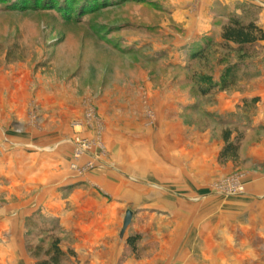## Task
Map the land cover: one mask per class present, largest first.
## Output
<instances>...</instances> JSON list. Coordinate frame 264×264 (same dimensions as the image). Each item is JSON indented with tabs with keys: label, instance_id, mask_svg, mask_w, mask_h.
Wrapping results in <instances>:
<instances>
[{
	"label": "rangeland",
	"instance_id": "1",
	"mask_svg": "<svg viewBox=\"0 0 264 264\" xmlns=\"http://www.w3.org/2000/svg\"><path fill=\"white\" fill-rule=\"evenodd\" d=\"M53 1L56 8L46 10L33 8L44 0H0V77L11 79L8 92L23 79L33 105L44 90L70 96L66 119L58 105L45 123L27 108V126L41 139L54 136V150L68 147L77 173L118 170L125 182L148 186L154 203L166 199V207H128L130 226L109 244L120 248L135 233L141 240L137 255L125 244L119 262L264 264V214L258 212L264 211V44L240 54L221 46L224 23L232 15L259 22L264 0H213V29L205 36L213 47L196 61L189 59L193 38L184 37L187 27L199 33L192 20L199 0L95 10L92 0H69L67 9L63 0ZM175 6L185 8L182 20ZM229 65L240 69L234 86L215 87ZM24 92L26 103L30 91ZM12 127L15 135L28 131ZM226 129L232 140L241 139L236 159L220 157ZM196 154L205 156L199 169ZM3 185L0 180L2 207L14 203ZM60 237L62 246L71 241ZM28 240L42 238L25 233L32 257ZM85 255L72 263L94 264Z\"/></svg>",
	"mask_w": 264,
	"mask_h": 264
},
{
	"label": "crops",
	"instance_id": "2",
	"mask_svg": "<svg viewBox=\"0 0 264 264\" xmlns=\"http://www.w3.org/2000/svg\"><path fill=\"white\" fill-rule=\"evenodd\" d=\"M210 3L213 0L198 1L192 20L199 35L189 33L192 27H187L188 32H185L184 37L193 38L192 45L200 44L213 29L215 13L210 10ZM184 9L175 6L172 11L182 20L186 13ZM260 13L261 19L257 23L264 29V11ZM218 15L219 18H227L223 14ZM261 42L264 44L263 40ZM10 80L0 77V180L5 184L3 189L8 191L6 196H13L14 203L0 206V264L35 263L34 257H30L25 250V233L37 229L33 223L32 227L28 226L30 218H36L34 220L39 223L56 221L60 226L59 233L71 238L70 243L64 244L63 248L73 249L77 260H80V254H88L94 264H129L127 261L119 262L127 239L120 248L109 244L117 240L119 234L122 236L128 207L138 202L140 205L144 202V205L160 204L166 207V199L161 198L158 203H154L148 186L125 182L118 170H108L104 174H79L73 170L70 166L71 152L66 150L68 147L54 150L55 145L50 144L55 142L54 136L41 139L37 135L39 131L27 126V108H35L40 113L37 116L42 117L41 123H45L49 114L53 118L57 115L55 109L58 105L62 110L60 116L66 119L70 96L44 90L45 94L36 99L37 105H33L27 101L35 97L29 87H24L23 79L22 84L14 86L15 89L10 87V92L5 91L9 90ZM24 90L30 91L26 103ZM13 123L27 126L28 131L23 135H15ZM146 152L149 151L144 150L145 165L151 168L153 163L146 159ZM194 158V167L199 169L197 166L205 156L196 154ZM261 201L257 206H262ZM258 212L264 214L261 208Z\"/></svg>",
	"mask_w": 264,
	"mask_h": 264
},
{
	"label": "trees",
	"instance_id": "3",
	"mask_svg": "<svg viewBox=\"0 0 264 264\" xmlns=\"http://www.w3.org/2000/svg\"><path fill=\"white\" fill-rule=\"evenodd\" d=\"M24 1V0H23ZM49 2L50 7L44 5ZM69 0H63L61 3L62 9H67L66 2ZM93 4L90 9L95 10L113 6H119L125 3H145L149 0H92ZM151 2V1H150ZM41 6V7H40ZM46 10L56 8V3L53 0H44V3H36L33 8H43ZM26 8V5L22 4L20 9ZM69 8V7H68ZM202 45H193V50L190 53L189 59L192 61L202 59L208 51L213 47L212 39L210 37H204ZM221 39L223 48H228L238 52L239 54L243 52L245 47L256 44L259 41L264 40V31L258 25L255 20L246 21L239 16L232 15L222 26L221 29ZM240 69L234 65H229L225 68L220 83L214 84L215 87H219L222 90L230 89L234 86ZM208 91V90H207ZM223 139L225 141V146L223 147L220 157L221 159L229 160L236 159L238 155L240 138L237 140L231 139V131L226 129L223 133ZM36 218H30L28 226L32 227V223L37 226L38 229L36 234L29 233L30 236L38 238L41 237L42 241L39 243H32L28 240L27 250L35 259L34 264H73L71 258L75 256L73 249L69 248L65 250L62 246V240L60 237V226L56 221H48L39 223L35 221ZM39 219V218H38ZM51 239L50 243L46 244V239ZM141 240L140 234H130L126 240V245L131 249L132 253H138V244Z\"/></svg>",
	"mask_w": 264,
	"mask_h": 264
},
{
	"label": "water",
	"instance_id": "4",
	"mask_svg": "<svg viewBox=\"0 0 264 264\" xmlns=\"http://www.w3.org/2000/svg\"><path fill=\"white\" fill-rule=\"evenodd\" d=\"M134 212L131 209L126 211V215L123 222L122 234L126 232L127 228L130 226L133 219Z\"/></svg>",
	"mask_w": 264,
	"mask_h": 264
}]
</instances>
